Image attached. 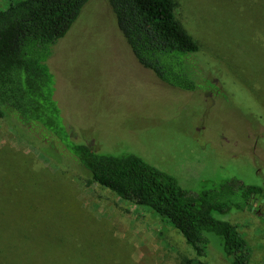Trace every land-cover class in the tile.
I'll return each mask as SVG.
<instances>
[{
    "label": "rangeland",
    "instance_id": "1",
    "mask_svg": "<svg viewBox=\"0 0 264 264\" xmlns=\"http://www.w3.org/2000/svg\"><path fill=\"white\" fill-rule=\"evenodd\" d=\"M175 1L203 49L192 56L198 88L143 67L108 0H89L47 61L70 135L98 153L139 154L192 192L230 179L264 186V0ZM54 142L41 148L0 117V264H228L216 235L197 256L152 209L89 183ZM212 215L235 223L250 264H264V202Z\"/></svg>",
    "mask_w": 264,
    "mask_h": 264
},
{
    "label": "trees",
    "instance_id": "2",
    "mask_svg": "<svg viewBox=\"0 0 264 264\" xmlns=\"http://www.w3.org/2000/svg\"><path fill=\"white\" fill-rule=\"evenodd\" d=\"M88 1L11 0L0 8V117L22 125L41 142V148L57 147L54 141H60L88 171L89 183L106 186L122 198L152 209L183 234L197 256H206L207 233H213L228 264H250L253 248L238 226L212 212L252 210L256 201L264 202V186L230 179L192 192L139 154L98 153L72 139L47 61L52 46L67 34ZM108 2L119 30L143 67L168 85L198 88L194 66L199 64L192 56L201 57L203 49L177 17L175 0ZM193 264L205 263L196 260Z\"/></svg>",
    "mask_w": 264,
    "mask_h": 264
},
{
    "label": "flooded vegetation",
    "instance_id": "3",
    "mask_svg": "<svg viewBox=\"0 0 264 264\" xmlns=\"http://www.w3.org/2000/svg\"><path fill=\"white\" fill-rule=\"evenodd\" d=\"M261 203H263V201Z\"/></svg>",
    "mask_w": 264,
    "mask_h": 264
}]
</instances>
